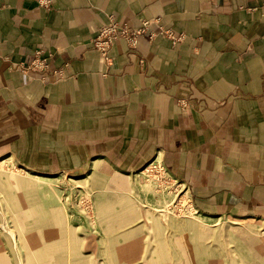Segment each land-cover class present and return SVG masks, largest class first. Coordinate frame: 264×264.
I'll return each instance as SVG.
<instances>
[{
  "label": "crops",
  "instance_id": "obj_1",
  "mask_svg": "<svg viewBox=\"0 0 264 264\" xmlns=\"http://www.w3.org/2000/svg\"><path fill=\"white\" fill-rule=\"evenodd\" d=\"M111 18L149 24L107 66L93 40ZM40 50L63 79L20 70ZM5 159L89 180L95 264H264V226L250 227L264 224V0H0ZM157 160L189 186L194 216L164 212L142 184Z\"/></svg>",
  "mask_w": 264,
  "mask_h": 264
},
{
  "label": "rangeland",
  "instance_id": "obj_2",
  "mask_svg": "<svg viewBox=\"0 0 264 264\" xmlns=\"http://www.w3.org/2000/svg\"><path fill=\"white\" fill-rule=\"evenodd\" d=\"M180 34L185 36L183 41L177 44L171 41L174 45L186 40V34ZM20 70L39 75L36 71ZM43 74L55 78L48 72ZM83 177L76 173L45 180L11 159L0 161V261L5 260L7 264H71V260L77 264L96 263L97 255L101 254V241L95 240L99 224L94 215L90 182L82 180ZM142 179L149 193L165 200L164 212L177 218L195 215L189 186L174 177L162 161H155ZM263 226L250 227H257L261 232ZM63 251L66 255L60 256ZM74 253H81L83 257L73 258Z\"/></svg>",
  "mask_w": 264,
  "mask_h": 264
},
{
  "label": "built area",
  "instance_id": "obj_3",
  "mask_svg": "<svg viewBox=\"0 0 264 264\" xmlns=\"http://www.w3.org/2000/svg\"><path fill=\"white\" fill-rule=\"evenodd\" d=\"M147 24H149V22H144L145 28L143 30H131L127 26H121L115 19L111 18L110 22L102 27L99 35L93 40V44L95 48L100 51L103 56V59L109 66L111 65L112 61L110 59L109 53L114 42L120 38H123L126 39L131 46L135 47L138 42L139 36L145 33ZM161 34L170 39L174 44L180 43L185 37L183 34L175 32L171 29L162 30ZM20 66L22 70L38 72L37 74L41 76L44 82H46L50 76L48 74L44 75L43 72L50 73L53 77H55L52 79L55 80L57 77H63V75H65L63 70H55L51 67V58L44 57L43 51L36 52L34 58H32L28 62L22 63Z\"/></svg>",
  "mask_w": 264,
  "mask_h": 264
},
{
  "label": "bare ground",
  "instance_id": "obj_4",
  "mask_svg": "<svg viewBox=\"0 0 264 264\" xmlns=\"http://www.w3.org/2000/svg\"><path fill=\"white\" fill-rule=\"evenodd\" d=\"M41 178H43V179H45V180H50L51 178H49V177H41Z\"/></svg>",
  "mask_w": 264,
  "mask_h": 264
}]
</instances>
